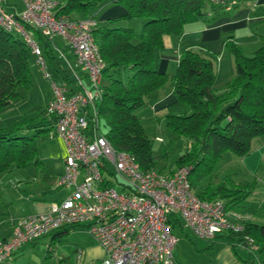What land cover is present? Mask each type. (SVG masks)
Wrapping results in <instances>:
<instances>
[{
  "label": "trees",
  "instance_id": "1",
  "mask_svg": "<svg viewBox=\"0 0 264 264\" xmlns=\"http://www.w3.org/2000/svg\"><path fill=\"white\" fill-rule=\"evenodd\" d=\"M56 1V15L68 19L97 18L95 12L104 1L123 9L120 17L109 19L106 24L97 22L92 30L104 63L101 96L96 104L98 129L112 147L133 155L142 170L154 168L161 172L156 168L159 157L151 154L153 138L146 133L137 113L145 107L150 94L172 80V91L181 111L167 114L164 125L188 147L165 174L187 166L191 189L199 199L222 200L228 210L246 214L244 208L258 186L257 181L236 182L226 176L214 183V170L225 153L247 156L264 136V43L247 54L241 46L226 39L234 73L225 88L217 90L213 62L199 50H183L172 75L159 71L156 59L164 35L179 36L190 21L212 20L224 5L209 0ZM132 19L142 20L141 31L130 25ZM125 21L129 25L121 23ZM24 27L37 34L28 25ZM49 40L46 38L42 52L54 59ZM30 54L22 38H14L11 31L0 27V120L4 119L3 110L21 97L20 89L32 85ZM64 79L69 80L66 75ZM55 119L45 113L22 114L11 124L0 121V175L22 168L37 157V140L55 137ZM101 120L104 132L100 129ZM168 222L173 229L182 221L173 213ZM78 225L68 224L55 232L61 235ZM217 237L231 245L238 257V247L242 246L249 260L255 261L253 249L264 250V209L261 223L250 219L240 232L227 231Z\"/></svg>",
  "mask_w": 264,
  "mask_h": 264
},
{
  "label": "built area",
  "instance_id": "2",
  "mask_svg": "<svg viewBox=\"0 0 264 264\" xmlns=\"http://www.w3.org/2000/svg\"><path fill=\"white\" fill-rule=\"evenodd\" d=\"M20 1L22 9L11 13L5 9L6 0H0V27L23 35L50 80L52 95L45 113L55 116L54 135L65 146L64 171L57 184L72 191L44 211L12 221L11 236L0 238V264L20 246L68 224L85 225L103 249L102 259L92 264H177L173 253L177 239L168 222L173 213L202 239L240 232L250 215L228 210L222 200L199 199L191 189L189 167L176 168L171 174L142 170L133 155L113 148L99 131L96 104L104 63L92 36L97 19L57 16L56 0ZM209 1L229 8L230 0ZM26 25L41 37L59 34L67 40L89 82L77 78L72 88L52 79L42 49ZM87 117L94 123L93 137L85 132Z\"/></svg>",
  "mask_w": 264,
  "mask_h": 264
},
{
  "label": "crops",
  "instance_id": "3",
  "mask_svg": "<svg viewBox=\"0 0 264 264\" xmlns=\"http://www.w3.org/2000/svg\"><path fill=\"white\" fill-rule=\"evenodd\" d=\"M4 6L5 9L11 13H18L22 9V3L20 0H6ZM95 13L97 14L96 19L98 23L106 24L109 19L120 17L123 14V9L119 5L104 1L100 4ZM55 36H52L49 41L53 52L59 50V55L54 59L57 60L58 67L64 72L62 74L63 79L64 75H66L69 80H64L69 82L70 85H67L72 88L75 87L77 78L87 84L89 79L82 67L77 63L76 56L70 43L66 40L64 49L61 47L55 49L53 46L54 44L52 43ZM226 39L241 46L243 51L247 54L252 53L264 43V0H230L229 8L222 9L212 20L197 19L190 21L183 26V32L179 36L164 35L162 38L163 46L157 52V68L161 72H166L167 74L172 75L176 70L179 56L183 50H199L203 56L211 59L213 62L215 71L214 87L217 90H221L225 88L226 83L234 73L233 56L225 47ZM62 40H64L63 37ZM42 57L45 61V55H43V52ZM45 66L46 70L49 72L46 61ZM55 69L58 70V68ZM172 88V80H168L163 87L153 93L154 96L151 97L153 100L151 103V109L154 115H158L159 113L165 114L167 110L174 107L177 108L176 113L181 111V106L178 105ZM51 95L50 91L45 102L48 103ZM45 106L46 105H44L43 108L44 111ZM140 112L141 110L138 111L137 115L141 120ZM154 138H161V141H163L160 136L156 135ZM58 140V144H48L47 147H49V150H47L45 155L40 157L37 156L33 161L27 163L28 165H33L35 173L22 184V188L16 187L17 190H15V194L12 195V204L18 202L20 205L22 204L26 206L28 211H24V213L28 215L44 211L50 203L62 200L71 192L70 190H67L69 189L68 187L59 186L57 184L58 178L64 171L65 156L64 143L60 138H58ZM255 144L260 147H256V151H253L254 157L249 163L251 167L256 164V158L264 156V151H262V149H264V136L257 140ZM247 159L248 158H246V161ZM27 164L24 167L17 169L26 168ZM14 219L15 217H9L5 221L0 219L1 239H8L11 236L12 221ZM250 219L252 220L251 216ZM177 226L182 231L187 229L182 222ZM85 228V225H78L70 228L67 232H62L61 235H57L55 231L42 235L32 242L20 246L4 264H19L18 259L23 257L22 255L25 254L27 249H33L41 242L43 244L49 242V245L57 241L62 242V240H64L63 237L69 233L80 235L85 234V236L83 238L74 239L75 241L72 240L67 244V254L62 257L59 256L57 259L61 262L60 264H92L98 262L104 255L103 249L92 240ZM206 240L207 241L202 243V246H206V248H211L212 250L214 248L217 249L214 255L209 259V264L249 263L248 254L246 257L248 261L244 258L245 256L239 252L240 257H238L235 255L231 245H229L223 238L217 237ZM243 249L245 250V248ZM174 258L176 263L180 264L177 255L174 254ZM262 261L264 260L259 262ZM253 262L258 264L256 261Z\"/></svg>",
  "mask_w": 264,
  "mask_h": 264
},
{
  "label": "rangeland",
  "instance_id": "4",
  "mask_svg": "<svg viewBox=\"0 0 264 264\" xmlns=\"http://www.w3.org/2000/svg\"><path fill=\"white\" fill-rule=\"evenodd\" d=\"M122 24L129 25L126 21L122 22ZM130 25L135 30L141 31L143 24L140 19H132ZM11 32L14 38L23 39V35L20 32H17L16 30H12ZM32 37L41 48H44V42L46 41L45 37L39 38L38 34L35 33L32 34ZM65 42L66 40H62L61 35L57 34L52 42L54 45H52L55 49H58L57 47L64 49ZM58 52L59 50L53 52L55 59L56 56L59 55ZM55 59H48L45 56V61L48 70L52 75V79L70 85L69 82L63 79L62 74L64 72L58 67L57 60ZM29 62L32 75V85L28 89H20L22 92L21 97L16 99L10 106L3 110L4 119L0 120L3 121L1 122L2 124H11L22 114L28 116L45 114L43 108L47 103L45 100L51 91L50 80L45 77L44 71L37 65L35 57L32 54H30ZM55 68H58V70ZM152 96L154 95L150 94L146 98V105L141 109L140 116L146 133L150 138H153L151 154L159 157L156 168L165 174L174 167L176 158L188 147V144H186L181 138H174L164 125L165 116L169 113H175L177 108H170L165 114L159 113L158 115H154L151 109V103L153 101L151 98ZM85 109L86 108H84V110ZM90 113L92 115L94 114L93 107L91 108ZM87 119L89 121V126L85 132L91 137L94 136V123L91 118L87 117ZM100 122V129L104 132L105 128L102 120ZM156 135L162 137L163 141H159L157 138L155 139L154 137ZM58 143L59 140L56 137L51 139H38L36 142L37 156L40 157L45 155L47 150H49V147H47L48 144ZM256 147L260 146H256L255 144L251 152L244 157L235 156L230 152L225 153L215 166L213 182L217 183V181L226 176H229L231 180L236 182L253 183L254 181H257L258 186L247 199L244 210L246 214L252 217L254 222L261 223L264 209V156H260L261 159L260 157L256 158V164L253 167L249 165L250 160L254 157L253 151L257 149ZM262 151H264V149H262ZM246 158H248L247 161ZM34 171L33 165L27 164L26 168H14L12 171L0 175V219H2V221L7 220L9 217H15L16 219L28 215L24 213V211H28L26 206L22 204L20 205L18 202L12 204L11 199L12 195L15 194L14 191L17 190L16 187L22 188V184L35 173ZM68 188L69 189L67 190L72 191V187ZM187 229L182 231L178 226L173 229V235L177 239L173 248V253L177 255L180 264H209V259L214 255L217 249L214 248L212 250L211 248L202 246V243L207 240L199 238L194 232ZM84 236L85 234L80 235L69 233L63 237L64 240H62V242L57 241L51 245L48 244L49 242L47 244L41 242L42 244L40 243L36 245L33 249H27L25 254L22 255L23 257L18 259V263L60 264L61 262L57 259L59 256L62 257L67 254V244L74 239L83 238ZM238 252L244 255V258L247 257L248 252L244 250L242 246L238 247ZM253 255L256 262L264 260V250L260 248H254ZM248 259L246 258L247 261ZM251 260H249V263L255 264Z\"/></svg>",
  "mask_w": 264,
  "mask_h": 264
},
{
  "label": "water",
  "instance_id": "5",
  "mask_svg": "<svg viewBox=\"0 0 264 264\" xmlns=\"http://www.w3.org/2000/svg\"><path fill=\"white\" fill-rule=\"evenodd\" d=\"M258 264H260V262L258 261Z\"/></svg>",
  "mask_w": 264,
  "mask_h": 264
}]
</instances>
